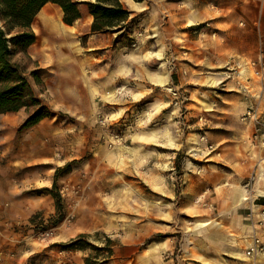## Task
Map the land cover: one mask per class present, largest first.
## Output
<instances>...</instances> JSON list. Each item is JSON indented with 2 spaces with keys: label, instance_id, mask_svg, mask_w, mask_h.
<instances>
[{
  "label": "rangeland",
  "instance_id": "374dc122",
  "mask_svg": "<svg viewBox=\"0 0 264 264\" xmlns=\"http://www.w3.org/2000/svg\"><path fill=\"white\" fill-rule=\"evenodd\" d=\"M119 1L126 28L96 33L84 5L62 30L63 11L46 3L34 42L12 55L49 112L31 128L53 156L50 184L36 178L25 212L1 222L0 264H254L252 220L236 209L264 202V73L250 66L264 58V0ZM249 107L256 122L241 119ZM34 109H19L23 121ZM200 135L216 149L193 154ZM63 185L78 194L62 200ZM42 226L53 237L29 241ZM79 235L91 246L60 252Z\"/></svg>",
  "mask_w": 264,
  "mask_h": 264
},
{
  "label": "trees",
  "instance_id": "16d2710c",
  "mask_svg": "<svg viewBox=\"0 0 264 264\" xmlns=\"http://www.w3.org/2000/svg\"><path fill=\"white\" fill-rule=\"evenodd\" d=\"M48 2L61 8L66 24L81 17L80 6L84 5L87 13L92 15L89 26L91 33L119 31L128 24L129 10L119 0H0V113L16 112L22 107L34 106L35 109L22 122V127L36 124L49 115V112L34 96L23 66L14 61L12 55L17 50L25 52L34 42L31 24ZM82 237L83 235H79L72 239L62 249L91 246L89 243L84 244Z\"/></svg>",
  "mask_w": 264,
  "mask_h": 264
},
{
  "label": "crops",
  "instance_id": "0c3cea01",
  "mask_svg": "<svg viewBox=\"0 0 264 264\" xmlns=\"http://www.w3.org/2000/svg\"><path fill=\"white\" fill-rule=\"evenodd\" d=\"M127 1L130 4H135V1L133 0L132 2L130 0ZM39 12L36 16H38ZM86 17L87 21L92 19V15L89 13H87ZM48 35L50 36L51 34ZM158 80H160L161 83H164L159 76ZM22 121L23 114L21 113V110L0 113V204L8 199L14 200L8 210L4 209L0 213V239L5 238L6 241L9 240L6 239V233L1 227V222L8 214H12L11 217H13L18 216L20 210L25 212V210H23V205L25 204L26 199H28V191L25 190L28 187L27 185L35 181L36 178L39 181L42 177L45 181L43 184L44 187H47L50 184V178L46 177L44 174L42 175V173L48 169L51 170L49 159L53 154L47 147L43 148L41 144L42 138L40 130L37 128H31L33 126L22 127ZM56 125V123H48V132L55 130L57 127ZM55 154L56 152H54V155ZM3 155L4 159H2ZM16 192L20 193L17 194ZM248 198L249 197L242 194L238 198L237 204H243ZM209 199L210 202H212V198L210 197ZM14 202L15 204H13ZM255 206L257 207H252L248 204L239 206L236 209V213L245 219L250 218L252 220L253 227L250 229V237L252 240L254 237L259 236L264 239V227L256 230L257 225L253 224L256 218V221L261 223V215L254 211H257L258 207H264V202H258ZM35 207L37 208L38 205L36 204ZM206 223L207 222H204L202 224ZM155 257L156 256H152L149 259L154 261V259H156ZM250 257L253 259L252 261L254 264H256L254 261V254L250 255ZM261 261L260 264H264V258H262Z\"/></svg>",
  "mask_w": 264,
  "mask_h": 264
},
{
  "label": "built area",
  "instance_id": "2783aa9c",
  "mask_svg": "<svg viewBox=\"0 0 264 264\" xmlns=\"http://www.w3.org/2000/svg\"><path fill=\"white\" fill-rule=\"evenodd\" d=\"M264 33V32H262ZM262 54H264V51H262ZM250 66L254 67V74L255 75H258L260 76L262 73H264V58H262V56L260 58L257 59V61L255 60H252L250 62ZM235 83L237 85V89L239 91H242V92H248V89H247V84L243 82V80L239 79V78H236L235 80ZM169 89V88H168ZM170 91H171V94L173 95V97L175 99H179L178 98V94H177V91L173 90L172 88H170ZM247 118H252L255 122L257 121L256 120V117H255V114H254V111L251 107L247 108V110L242 114L241 116V119L242 120H246ZM200 119H202V117L200 116ZM97 122L101 125H105L106 123V118L103 114H100L98 115V118H97ZM258 123V122H257ZM256 131H259L260 130V127L258 126L256 129ZM255 138H256V135H255ZM121 137L119 139H117V136H116V140H120ZM199 142L201 144L204 145V147H196L194 149L195 152H193V154H196V153H200L201 151H205V152H211L213 150L216 149V145L214 143H211V142H208L207 140H205V136L203 135H200L198 140L195 142L196 144H199ZM255 173H252L249 177V180H252L255 178ZM248 182L245 183L244 186H247ZM58 193H59V197L64 200L68 197H70V195L72 193H75V194H78V192H70L68 191L67 189V186H61L59 187L58 189ZM7 206V202H3L0 204V211L5 207ZM260 214L262 217H264V208H261L260 209ZM73 216V214L70 213V215L68 214L67 215V219L70 220V218ZM262 220H264V218H262ZM16 224L20 223V220H16L15 221ZM54 235V227L53 226H42V227H39V228H36L34 231H32V233L29 235V241H35V242H45V241H48L50 240ZM29 243L30 242H26L24 243V247H25V250L28 251V246H29ZM261 250H264V242H261L260 239L258 237H254L251 244L248 246V248L246 249L245 251V254L246 255H253ZM61 253H64L65 250L64 249H61L60 251ZM10 257H13L15 254H14V251H11L9 253ZM13 264V263H11Z\"/></svg>",
  "mask_w": 264,
  "mask_h": 264
},
{
  "label": "bare ground",
  "instance_id": "6f19581e",
  "mask_svg": "<svg viewBox=\"0 0 264 264\" xmlns=\"http://www.w3.org/2000/svg\"><path fill=\"white\" fill-rule=\"evenodd\" d=\"M89 21V20H88ZM1 22V21H0ZM60 26L62 27L61 29L62 30H65L66 29V27H68L69 25H66L62 20H60ZM69 27H71V26H69ZM159 78L163 81V79H165V76H163V75H159ZM160 81V80H159Z\"/></svg>",
  "mask_w": 264,
  "mask_h": 264
}]
</instances>
